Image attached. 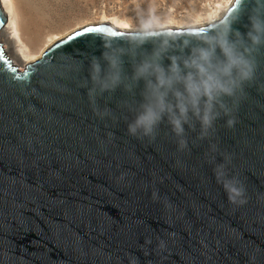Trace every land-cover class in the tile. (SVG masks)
Wrapping results in <instances>:
<instances>
[{"label":"water","instance_id":"95a60500","mask_svg":"<svg viewBox=\"0 0 264 264\" xmlns=\"http://www.w3.org/2000/svg\"><path fill=\"white\" fill-rule=\"evenodd\" d=\"M0 5V264H264V0L77 30L21 70Z\"/></svg>","mask_w":264,"mask_h":264},{"label":"rangeland","instance_id":"374dc122","mask_svg":"<svg viewBox=\"0 0 264 264\" xmlns=\"http://www.w3.org/2000/svg\"><path fill=\"white\" fill-rule=\"evenodd\" d=\"M225 1L228 0H17L24 22L33 29L39 27L35 52L51 38L63 39L82 28L102 24L104 15L127 20L132 27L206 23L207 13Z\"/></svg>","mask_w":264,"mask_h":264},{"label":"bare ground","instance_id":"6f19581e","mask_svg":"<svg viewBox=\"0 0 264 264\" xmlns=\"http://www.w3.org/2000/svg\"><path fill=\"white\" fill-rule=\"evenodd\" d=\"M224 1V0H223ZM234 0H228L222 3H219L216 9L206 17L207 22H214L219 20L225 12L233 4ZM1 8L3 9L5 15L7 16V26L5 27L9 44H15L18 52L21 56L22 62L15 61L20 64V67H25L26 65L33 63L39 60L44 52L58 40L60 37L51 38L48 44L41 48L38 52H35V49L39 46L40 40V30L32 26L30 27L27 23L24 22L23 12L20 9L17 0H0ZM27 9V7H25ZM103 18V17H102ZM200 18V17H199ZM204 19V16L202 17ZM204 20V21H205ZM102 24H107L112 28H129L132 27L129 21L114 17H105L103 18ZM176 23V22H175ZM178 24H181L178 23ZM33 25V24H32ZM69 33V32H68Z\"/></svg>","mask_w":264,"mask_h":264}]
</instances>
